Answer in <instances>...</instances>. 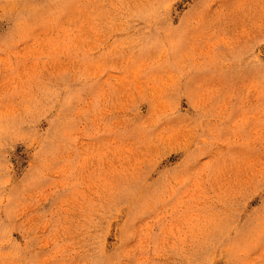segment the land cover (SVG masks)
I'll return each mask as SVG.
<instances>
[{"label":"rangeland","instance_id":"1","mask_svg":"<svg viewBox=\"0 0 264 264\" xmlns=\"http://www.w3.org/2000/svg\"><path fill=\"white\" fill-rule=\"evenodd\" d=\"M0 264H264V0H0Z\"/></svg>","mask_w":264,"mask_h":264}]
</instances>
